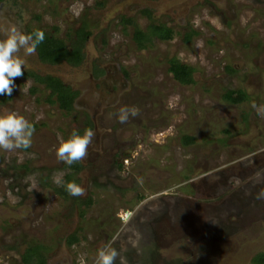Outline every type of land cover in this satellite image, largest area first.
I'll return each mask as SVG.
<instances>
[{
    "label": "rangeland",
    "instance_id": "1",
    "mask_svg": "<svg viewBox=\"0 0 264 264\" xmlns=\"http://www.w3.org/2000/svg\"><path fill=\"white\" fill-rule=\"evenodd\" d=\"M82 23L79 64L24 57V72L76 92L68 111L24 76L0 97L35 128L30 148L0 149V264H23L29 246L45 264H95L106 244L115 264H254L264 254V117L251 107L264 106V0H0V26L68 43ZM173 58L190 68L184 83L168 71ZM226 90L244 97L226 102ZM125 106L138 114L121 123ZM87 120L96 135L74 171L55 155L57 135ZM60 173L84 195L56 194Z\"/></svg>",
    "mask_w": 264,
    "mask_h": 264
},
{
    "label": "clouds",
    "instance_id": "2",
    "mask_svg": "<svg viewBox=\"0 0 264 264\" xmlns=\"http://www.w3.org/2000/svg\"><path fill=\"white\" fill-rule=\"evenodd\" d=\"M45 39L42 30H35L28 34L14 24L0 26V95L11 96L15 87V79L24 75V57L34 55L37 46ZM23 50V57L20 55ZM251 107L258 115L264 117V106L255 102ZM138 109L127 106L119 109L118 118L121 123L128 120L129 115L136 116ZM35 132L33 124L19 112L7 107L0 109V149L13 152L18 149H28L32 145ZM96 133L91 128H85L81 133L73 129L65 138L57 135L58 143L55 146L57 159L68 165L86 158L88 149L93 145ZM64 173L54 174L53 182L63 186L72 196L84 195V188L75 181H64ZM257 198H264L261 192ZM118 252L111 244H106L97 250L95 264H115Z\"/></svg>",
    "mask_w": 264,
    "mask_h": 264
},
{
    "label": "trees",
    "instance_id": "3",
    "mask_svg": "<svg viewBox=\"0 0 264 264\" xmlns=\"http://www.w3.org/2000/svg\"><path fill=\"white\" fill-rule=\"evenodd\" d=\"M125 23H130V20L124 19ZM84 23L81 24L80 27L75 29L73 38L69 40L68 43L64 42L62 39L54 37L52 34H48L44 32L45 39L44 41L37 46L36 49V56L40 62L47 63V64H56L60 62H65L70 65H77L82 60V47L84 41L86 40L87 36L89 35V30H86ZM35 30H41L39 28L28 30L27 33L31 34ZM149 30L151 34L157 35L159 38L168 39L170 37V31L168 28L163 26H156L153 24L149 25ZM134 36L137 39L140 36V32L137 29H134ZM168 71L171 73L174 80L179 83L186 82L189 78L188 72L189 67L179 62L176 59H168ZM101 72V70H100ZM98 74V73H95ZM24 77L31 78L33 81L41 82L44 84L45 87L48 88V102H52L50 96H53V101L57 102L58 106L68 111L71 108V103L73 98L76 95V92L71 90L68 85L63 84L59 79L44 76L40 78L37 74L32 71L24 72ZM16 85V80H15ZM2 98H8L7 95H0ZM244 97V93L240 90H226L222 94V98L224 101L229 103H238ZM91 122L89 120L86 121L85 125L82 129H77L81 133L85 128L91 127ZM192 142V138L188 136H184L181 140L182 144H189ZM70 169L74 171H78L79 163H74L72 165H67ZM64 181H75L76 179L72 178L70 175L64 176ZM53 191L63 198L71 197L70 194L66 191V188L63 186H54ZM74 198V196L72 197ZM71 198V199H72ZM76 240L73 234H70L67 238V244H71ZM34 247V246H32ZM32 247H28L27 251L22 256V263L23 264H45L43 259L40 256H37V248L34 249ZM252 261L254 264H264V254H256L253 256Z\"/></svg>",
    "mask_w": 264,
    "mask_h": 264
},
{
    "label": "flooded vegetation",
    "instance_id": "4",
    "mask_svg": "<svg viewBox=\"0 0 264 264\" xmlns=\"http://www.w3.org/2000/svg\"><path fill=\"white\" fill-rule=\"evenodd\" d=\"M99 72H100V71H99ZM102 72L104 73V71H103V70H101V72H100V73H102ZM100 73H99V74H100ZM98 76H99V75H98ZM98 76H97V77H98Z\"/></svg>",
    "mask_w": 264,
    "mask_h": 264
}]
</instances>
